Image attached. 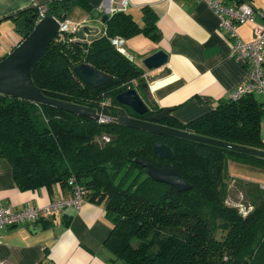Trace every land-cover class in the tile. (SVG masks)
<instances>
[{"label": "trees", "instance_id": "16d2710c", "mask_svg": "<svg viewBox=\"0 0 264 264\" xmlns=\"http://www.w3.org/2000/svg\"><path fill=\"white\" fill-rule=\"evenodd\" d=\"M45 2V15L60 20L68 18L76 6L92 10L91 0ZM141 11L142 23L126 10L110 13L103 32L87 39L69 33L60 38L56 33L31 71L33 82L45 95L94 107L96 112L102 109L114 118L99 122L93 116L0 93V156L10 161L21 189L53 182L70 187L74 176L85 189V199L104 205L112 222L104 242L126 264H264V189L252 179L236 176L232 180L228 169L229 159L264 169V157L115 121L122 108L146 119L162 109L145 98L148 89L141 86L142 68L111 41L116 35L129 38L139 33L157 40V12L149 4L141 6ZM38 17L36 4L12 16L21 38ZM81 62L110 80L98 86L84 82L74 70ZM128 87L138 91L148 106L145 112L138 113L117 99ZM256 94L220 100L186 122L170 114L161 122L264 149V100ZM156 140L172 147V159L153 151ZM136 157L156 165L169 162L191 186L178 190L153 179ZM231 181L241 198L233 200L228 194ZM236 202L251 204L252 209L243 215Z\"/></svg>", "mask_w": 264, "mask_h": 264}, {"label": "crops", "instance_id": "0c3cea01", "mask_svg": "<svg viewBox=\"0 0 264 264\" xmlns=\"http://www.w3.org/2000/svg\"><path fill=\"white\" fill-rule=\"evenodd\" d=\"M44 1L0 0V58L21 38L12 16ZM129 1L126 12L139 23H142L141 6L145 4L151 5L158 14L157 40L139 33L125 38L124 47L142 68L146 79L164 77L172 71L176 73L171 80H156L157 86H151L153 90H147L145 95L150 103L168 108L174 119L186 122L207 112L220 100L227 99L230 91L248 78L247 63L230 55L229 40L220 31L218 16L206 0ZM223 1L236 4L242 0ZM248 1L256 9L255 20L264 22L259 13L264 11V0ZM91 4L90 12L76 6L68 18L95 25L105 12L108 15L113 12L111 7L116 3L114 0H91ZM253 28L252 22H244L237 25V33L249 40L253 37ZM87 32L89 30L84 29V33ZM158 49L167 53V62L156 68H146L142 59ZM146 79L144 77V81ZM261 131L264 138V117ZM237 164L232 162V165ZM240 176L259 182L256 175ZM70 193L71 188L59 182L19 188L10 161L0 156V204L11 203L15 207L27 203L46 204ZM111 226L104 205L84 199L78 208L66 206L35 221L4 227L0 233V259H7L10 264H126L115 257L104 242Z\"/></svg>", "mask_w": 264, "mask_h": 264}, {"label": "water", "instance_id": "95a60500", "mask_svg": "<svg viewBox=\"0 0 264 264\" xmlns=\"http://www.w3.org/2000/svg\"><path fill=\"white\" fill-rule=\"evenodd\" d=\"M58 13H62V8H58ZM107 16L108 14L105 12L100 21L95 24L96 29L94 31L97 29L102 30L103 23ZM58 27L59 22L57 17L52 14H46L36 22L33 28L22 37L4 57L0 58V93L29 99L39 103L51 104L74 113L96 117V108L47 96L32 80V68L45 51L50 41L54 38ZM84 28L85 27H82L76 32L81 38L84 37ZM91 36H93V34H91ZM167 60V53L162 49H158L145 56L142 62L146 68H156L164 65ZM74 70L84 82L94 86L101 85L110 80L108 75L86 62L76 64ZM141 86L148 89V82L144 81ZM117 99L130 106L138 113H143L148 109V106L145 104L138 91L133 87H128L119 92L117 94ZM168 115L169 109L166 107L154 113L150 119L132 116L122 108L115 117V121L160 134L189 138L264 157V149L262 148L201 135L161 122V120ZM152 148L160 158L172 159L174 157L172 147L161 140L154 141ZM135 161L146 166L148 175L157 181L166 182L175 186L178 190H184L191 186L178 170L167 161H164L162 165H156L143 157H136Z\"/></svg>", "mask_w": 264, "mask_h": 264}, {"label": "built area", "instance_id": "2783aa9c", "mask_svg": "<svg viewBox=\"0 0 264 264\" xmlns=\"http://www.w3.org/2000/svg\"><path fill=\"white\" fill-rule=\"evenodd\" d=\"M115 5L111 7L114 11L126 10L130 4L129 0H114ZM213 11L217 14L219 23L218 27L220 31L224 32V35L229 40V53L232 57L243 60L247 63L248 78L242 83L238 84L229 93L230 98H237L246 92H256L264 95V22H257L254 18L255 7L248 0H242L236 4H229L223 0H206ZM38 6L39 17L38 20L45 16L47 9L46 2H40L36 4ZM260 15L264 17V11H259ZM59 27L57 33L60 38L65 37L67 33L73 35V38H81L77 35V30L85 27L89 32L84 33V38L87 36L102 32V30H96L94 24L88 21H72L69 18L64 20L58 19ZM244 22H252L254 24L253 37L249 40L241 38L237 33V25ZM87 25V26H86ZM56 35V34H55ZM112 43L116 48L124 53L129 59L133 60V55L128 53L124 47L125 37L116 35L111 38ZM146 79V74H143ZM176 73L172 71L171 74L159 78H147L149 90L151 83L158 79L170 78L173 79ZM169 80V81H170ZM104 105L107 101H103ZM96 118L99 122H106L112 120L114 116L106 114L104 110H97ZM71 193L69 195H61L57 198L49 201L46 204H25L20 207H15L11 203L0 204V233L4 227L15 225L19 223L31 222L44 216H48L56 210H60L66 206L80 207L85 199V189L83 186L75 180L74 176L69 179ZM264 189V184H261ZM239 208V212L246 215L251 209L252 205H245L242 202L235 203ZM0 264H10L7 259H0Z\"/></svg>", "mask_w": 264, "mask_h": 264}, {"label": "rangeland", "instance_id": "374dc122", "mask_svg": "<svg viewBox=\"0 0 264 264\" xmlns=\"http://www.w3.org/2000/svg\"><path fill=\"white\" fill-rule=\"evenodd\" d=\"M138 61H139V58L136 57V62H138ZM153 83H155V82H153ZM153 83H151V84H153ZM256 96L259 100H261V99L263 100V98H264L263 94H256ZM261 133H262V131H261ZM262 135H263V133H262ZM228 162H229L228 169H229V172L232 174L231 175L232 180H233V177H236V176L241 177L240 175H244V174L248 177L256 175V176H258L259 182L261 181L260 183L264 184V169L263 168H260L257 165L248 164V163H244V162H240V161H238V162L234 161V162H237L238 164L232 165V162H233L232 159H229ZM247 179H251V178H247ZM228 194L230 195V197L233 200L241 198L239 196V188L236 187V185L233 181H231V183H230Z\"/></svg>", "mask_w": 264, "mask_h": 264}, {"label": "bare ground", "instance_id": "6f19581e", "mask_svg": "<svg viewBox=\"0 0 264 264\" xmlns=\"http://www.w3.org/2000/svg\"><path fill=\"white\" fill-rule=\"evenodd\" d=\"M154 82H158V81H154ZM151 86H152V88H155L157 86V84L156 83H153V84H151Z\"/></svg>", "mask_w": 264, "mask_h": 264}, {"label": "flooded vegetation", "instance_id": "af4514ba", "mask_svg": "<svg viewBox=\"0 0 264 264\" xmlns=\"http://www.w3.org/2000/svg\"><path fill=\"white\" fill-rule=\"evenodd\" d=\"M148 90H149V88H148Z\"/></svg>", "mask_w": 264, "mask_h": 264}]
</instances>
